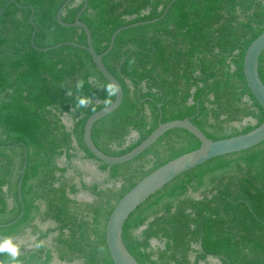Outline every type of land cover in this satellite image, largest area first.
I'll return each instance as SVG.
<instances>
[{
  "label": "trees",
  "instance_id": "obj_1",
  "mask_svg": "<svg viewBox=\"0 0 264 264\" xmlns=\"http://www.w3.org/2000/svg\"><path fill=\"white\" fill-rule=\"evenodd\" d=\"M65 1L0 0V13L8 5L0 16V245H18L19 264H114L106 226L118 202L201 143L174 129L125 164L95 158L84 127L90 115L115 101L105 103L108 81L85 50L31 46L30 7L36 47L86 45L82 29L57 21ZM171 1L88 0L80 20L102 54L116 30L161 17ZM83 5L73 0L63 22L74 23ZM263 33L264 0H178L156 23L122 31L103 62L121 83L124 99L94 125L95 145L120 157L160 123L184 119L213 141L255 130L264 110L246 82L244 57ZM259 74L264 83V52ZM81 78L93 104L77 110L75 96L66 91L75 93ZM77 150L98 164L104 185L79 186L67 176L77 168L71 164ZM80 187L93 197L90 202L78 200ZM40 223L51 226L40 229ZM28 233L36 237L31 250L19 244ZM123 240L140 264H213L211 257L222 264H264V143L175 179L130 216ZM0 261L13 264L8 251L0 252Z\"/></svg>",
  "mask_w": 264,
  "mask_h": 264
},
{
  "label": "water",
  "instance_id": "obj_2",
  "mask_svg": "<svg viewBox=\"0 0 264 264\" xmlns=\"http://www.w3.org/2000/svg\"><path fill=\"white\" fill-rule=\"evenodd\" d=\"M73 0H66L64 4L59 8L57 12L58 23L67 28H80L85 32L86 45H76L73 43H62L54 47L49 48H38L34 43V38L37 32L36 25L33 21L34 8L30 7L31 16L30 21L33 25V33L31 37V46L38 51L46 52L53 49H58L63 46H74L79 49L85 50L90 54L93 59L97 70L102 76L108 81H115L120 87V92L115 97V101L110 106L90 115L86 121L84 127V142L88 150L95 156L97 160L102 163L108 164L109 166L121 165L130 162L141 155L149 147H151L161 136L166 132L174 129H183L195 136L201 143L199 149L184 154L167 164L163 165L159 169L152 172L150 175L141 180L134 188H132L116 205L112 211L106 226V241L109 252L111 254L114 264H140L135 257L127 249L126 244L123 240V229L125 223L128 221L130 216L147 200L158 193L160 190L165 188L168 184L173 182L178 177L182 176L186 172L205 164L213 159L238 154L250 149H253L262 143H264V122L257 127L255 130L242 134L236 137L213 141L209 139L198 127H196L189 119L175 120L167 123H160L158 128L138 147L130 151L129 153L120 156L113 157L103 153L95 145L92 139V131L94 125L101 119L114 113L118 110L124 99V90L118 79L110 73L106 68L103 59L113 49L117 36L124 30L140 26L156 23L163 19L171 7L178 0H172L167 8L164 10L161 17L146 22H140L125 26L116 30L111 38L108 49L98 54L93 47L92 32L90 28L80 20L81 15L88 7V0H83L84 5L76 16L75 22L67 24L63 22L62 16L66 8L71 4ZM79 0H77L78 2ZM8 6V5H7ZM4 8V10L7 8ZM20 8H23L19 6ZM1 11L0 16L4 12ZM264 52V33L261 34L247 49L244 57V75L246 82L252 94L255 96L257 101L260 103L264 110V83L260 78L259 74V60ZM158 244V242H154ZM212 263L222 264L218 259L210 258Z\"/></svg>",
  "mask_w": 264,
  "mask_h": 264
},
{
  "label": "clouds",
  "instance_id": "obj_3",
  "mask_svg": "<svg viewBox=\"0 0 264 264\" xmlns=\"http://www.w3.org/2000/svg\"><path fill=\"white\" fill-rule=\"evenodd\" d=\"M91 79V78H90ZM85 80L83 78L78 79L75 83V93L73 91V88H68L66 91L67 96H75V104L74 108L79 109H87L89 108L92 103V97L87 96L84 94L85 89ZM103 91L106 93L105 103L110 104L111 98L117 96V94L120 92V87L118 83L115 81L108 82L104 87ZM94 110V109H93ZM37 246H40V243L38 242ZM8 251L10 255L13 258V264H19L18 257L20 256V249L18 245L13 244H3L0 245V252ZM0 264H3V261H0Z\"/></svg>",
  "mask_w": 264,
  "mask_h": 264
},
{
  "label": "flooded vegetation",
  "instance_id": "obj_4",
  "mask_svg": "<svg viewBox=\"0 0 264 264\" xmlns=\"http://www.w3.org/2000/svg\"><path fill=\"white\" fill-rule=\"evenodd\" d=\"M71 161H72L71 164L76 166L77 168L76 169L72 168L71 170H69V173L67 176L69 178H74L75 184H78L80 186L81 181H84L87 184L95 183L98 185H104V183L106 182L107 178L99 180L98 178L92 177V174L90 175V173L87 172V170H85L87 168V166L90 164L95 165L97 167V170H98V164L96 162L92 161L91 159L85 158V154L82 153L81 151L77 150L75 157H73V159ZM77 170H78V172L75 175H73L72 172L73 171L75 172ZM80 190H81V193L78 195L79 201L90 202L93 199V197L90 194L82 192L81 187H80ZM50 226H51V223H46L45 225H42L41 223L39 224V228L44 229V230L49 228ZM27 235H26V237H27ZM34 238L36 240V237H34ZM22 245L26 246V250H31V249L27 248L26 244H22ZM33 248H34V246H33Z\"/></svg>",
  "mask_w": 264,
  "mask_h": 264
},
{
  "label": "rangeland",
  "instance_id": "obj_5",
  "mask_svg": "<svg viewBox=\"0 0 264 264\" xmlns=\"http://www.w3.org/2000/svg\"><path fill=\"white\" fill-rule=\"evenodd\" d=\"M63 121H64V123H65L66 125H68L69 127H71L72 124H73L72 120H71L67 115H65V116L63 117ZM85 170H87V172H89L90 175L92 174V177L98 178L99 180H102V179L105 178V175L99 173V171L97 170V167H96L95 165L90 164V165L87 166V168H86ZM77 172H78V170L75 171V172L73 171L72 173H73V175H75ZM72 173H71V174H72ZM71 176H72V175H71ZM90 177H91V176H90ZM34 242H35V238H34L33 236H31L30 234H28L27 237L25 236L23 239H21V240L19 241V244H21V245H22V244H26L28 249H32L33 246H34V245H33ZM153 245H154L155 247H156V246H160L159 243H158V244H153ZM213 264H217V263H213Z\"/></svg>",
  "mask_w": 264,
  "mask_h": 264
}]
</instances>
